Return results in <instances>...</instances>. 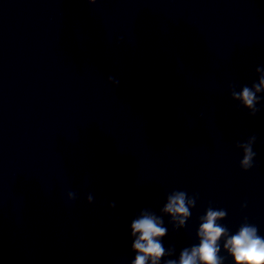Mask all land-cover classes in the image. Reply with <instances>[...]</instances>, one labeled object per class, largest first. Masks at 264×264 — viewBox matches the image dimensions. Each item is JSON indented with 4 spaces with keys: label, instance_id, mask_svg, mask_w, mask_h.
<instances>
[{
    "label": "clouds",
    "instance_id": "obj_1",
    "mask_svg": "<svg viewBox=\"0 0 264 264\" xmlns=\"http://www.w3.org/2000/svg\"><path fill=\"white\" fill-rule=\"evenodd\" d=\"M89 4H95L96 0H87ZM123 37L117 38V43ZM258 74V81L248 85L240 86L230 83L228 85L231 99L238 102V107L247 109L249 115L255 116L260 112L257 107L264 99L260 94L264 93V67L258 66L255 69ZM108 83L118 85L119 81L113 76L107 78ZM257 137L251 135L245 142H237L236 147L242 150L243 156L240 160V168L247 171L253 167L256 153L253 151ZM69 201L77 199L75 191H68ZM198 194L188 195L183 190H173L166 196V203L160 209V215L152 210L142 209L130 222V237L132 239L131 251L135 254L130 264H161L162 258L172 257L175 247L167 249L163 244L168 229L164 224V216L169 217V223L173 230H179L186 226L190 219L191 210L196 206ZM86 200L93 203V196L88 194ZM115 208V203L109 204ZM243 207V206H242ZM227 218V210L214 208L209 204L203 215L198 217L199 227L196 230L198 244H193L181 249L178 259H164L163 264H224L225 256L220 255L222 249L220 242L223 240V251L231 257L232 264H264V236L259 234L256 225L251 224L245 217L235 233L220 223Z\"/></svg>",
    "mask_w": 264,
    "mask_h": 264
}]
</instances>
